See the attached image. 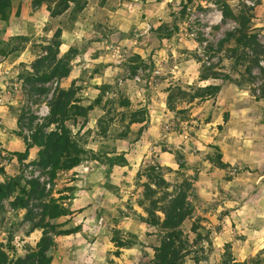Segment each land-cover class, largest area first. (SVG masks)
<instances>
[{
    "label": "rangeland",
    "instance_id": "rangeland-1",
    "mask_svg": "<svg viewBox=\"0 0 264 264\" xmlns=\"http://www.w3.org/2000/svg\"><path fill=\"white\" fill-rule=\"evenodd\" d=\"M83 3L81 11L70 4L54 17L55 3L13 0L0 21V48L18 50L0 56V183L14 180L27 191L1 201L0 250L10 260L25 258L41 237L35 225L42 205L54 198L69 210L76 193L90 191L77 176L94 173L96 180L105 178L104 188L124 200L93 216L91 223L69 210L58 223L78 228L79 243L54 242L52 264H151L166 233L145 223L146 210L151 202L166 206L178 194L186 198V219L179 228L184 264H264V184H251L248 177L239 185L233 181L230 173L250 172L247 166L199 178L201 171L219 169L212 146L222 131L215 125L222 113L211 102L201 110L219 92L192 98L216 80L248 90L256 99L264 96V67L259 64L264 59L255 64L251 51L237 41L256 36L264 47V0ZM239 17L248 22L247 29H241ZM48 48L57 50L55 61ZM65 54L62 66L69 75L60 82L43 81ZM213 74L218 79L204 80ZM61 90L72 92L70 103L75 100L86 111L84 118L70 109L65 122L86 154L77 171L59 172L52 180L49 168L38 163L37 147L26 158L15 153H24L25 142L30 144L38 130L54 129L48 125L49 108ZM157 93L164 94L162 102ZM159 103L165 116L159 114ZM258 110L264 118V107ZM150 112L154 127L149 134ZM134 119L143 122L131 123ZM251 132L244 129L243 134L255 139ZM137 145L128 171L126 160L114 165L125 168L114 174L120 186L109 185L99 170L108 172V158L125 159ZM150 190L153 195L145 196ZM22 197L24 205L13 207ZM156 215L163 219L160 212ZM123 221L129 223L121 229ZM97 229L106 233L107 249L102 239L94 244Z\"/></svg>",
    "mask_w": 264,
    "mask_h": 264
},
{
    "label": "trees",
    "instance_id": "trees-1",
    "mask_svg": "<svg viewBox=\"0 0 264 264\" xmlns=\"http://www.w3.org/2000/svg\"><path fill=\"white\" fill-rule=\"evenodd\" d=\"M13 0H0V21L6 19L7 13L11 9ZM157 1V0H156ZM81 0H36L37 4H53L52 16H59L70 9V4L73 5L74 9L81 11L84 7V3L80 5ZM241 20V21H240ZM239 24L241 29H247V21L242 20L239 17ZM242 33V31H241ZM238 42L242 43L244 48L249 49L253 55V61L258 64L260 58L264 59V47L260 46L256 40V36H241ZM58 48L59 45L56 44ZM17 48L5 51L0 48V56H5L8 54H13L17 52ZM57 50L53 52L50 48L47 49V55L55 61ZM67 55L65 54L62 58L56 61L54 68L51 73L46 76L44 75L41 79L43 81H49L52 78H56L58 82L66 78L70 70L62 66V61ZM208 79H218L213 74L212 76L204 78ZM219 87L217 86H207L202 88L201 94H196L192 98H202V97H212L214 94L219 92ZM72 92L61 90L55 98L51 101L49 108L48 125L54 126L53 130L48 132H42L38 130L31 137L30 144L25 142V152L15 153L18 156L26 158L28 156V150L32 147H37L39 149L38 163L45 168H49L52 180H54L55 175L59 172L72 171L78 167L84 159L86 154L85 149L79 145L75 140L72 132L65 126V122L70 114V109L73 110L72 115L79 117H86V111L83 108L76 106L75 100L70 103L72 98ZM142 120H132L131 123H142ZM216 156V166L219 169H227L228 165L222 162L221 150L218 146H212ZM125 162L122 156H114L113 158H108L107 164L111 168L117 165L118 162ZM36 185H32L31 188H35ZM19 192L21 195H26L27 191L20 187V184L14 180H9L5 183H0V204L1 201L11 198ZM148 192V191H147ZM145 196L153 195L152 190ZM66 198H61V200ZM185 196L178 194L175 198L171 199L166 206L159 207L157 202H151L149 208H147V219L145 223L158 227L164 231L165 237L160 242V246L155 249L154 258L151 264H184L185 256L181 254V236L182 233L179 230L180 225L186 219V214L184 210ZM13 207H21L24 205V200L22 198H16L12 203ZM2 207L0 205V213ZM156 212H160L163 215V219H160L156 215ZM69 210L64 208L58 201V199L51 198L47 203L42 205L41 212L38 217V222L35 228L41 231V237L35 246H31L28 254L23 259L10 260L7 255L0 250V264H52L51 251L54 247V238L58 236H69L78 232V228L65 229V223H58V221L69 215ZM192 231H196V227ZM124 244H119L117 247L122 248ZM229 246H227V249Z\"/></svg>",
    "mask_w": 264,
    "mask_h": 264
},
{
    "label": "crops",
    "instance_id": "crops-1",
    "mask_svg": "<svg viewBox=\"0 0 264 264\" xmlns=\"http://www.w3.org/2000/svg\"><path fill=\"white\" fill-rule=\"evenodd\" d=\"M207 85L217 86L220 88L216 101L211 98H205L207 100L202 103L203 106L201 110H203L206 105L211 102L215 103L214 108L217 110V112L222 113V115L216 119L215 125L221 126L222 131L219 134V138L217 139L215 144L220 148L222 152L223 163L228 165L229 170L230 168L241 169L242 167L246 168L247 166L248 168H250V172H253L250 173L249 171H245L244 174L241 173L242 175L234 174L231 172L230 175H232L233 181L236 182L237 185H239V183H241L240 181H243V178L248 177L251 181V184L254 183V185H263L264 158L262 157H264V118L261 115V111L258 110L257 112H255L254 109L259 105L264 107V96L256 99L254 96L249 95L248 90H242L233 85L230 86L226 83H220L219 80H216L214 84L208 82ZM155 98H159V102H162V98L164 100V94L157 93V97ZM194 103L193 105H195ZM158 107L160 109L159 114L165 116V113L163 112V106L159 103ZM149 114L151 118L149 120V127L147 129V132L150 134L153 131L152 129L154 127V122L151 112ZM223 114H225L224 119L222 118ZM262 121L263 123H261ZM212 124L213 123L209 121L206 123V126L210 127ZM244 129L252 130L251 135H255V139L250 138V136L246 137V134H243ZM137 148L138 145L136 146V149L134 151L128 154L126 153L124 155L125 160L128 164V166L125 167L126 171H128V169L133 166L131 164V159L137 157ZM76 169L74 171H77ZM117 169L123 171V169H121L120 167L115 166L105 173H102V170L99 171L102 176L105 175L109 177L107 180L109 185L113 184L120 186L117 178L114 177V174L117 173ZM220 173L225 172L223 169H215L211 172L210 170L208 172L204 170L199 173V178L211 179L215 175L219 176ZM77 177L81 179L79 181V185H81V187H89L90 191L87 193L83 191L76 193L75 197L69 200V210L71 212L76 211L75 213L77 214V216L81 217L80 221L84 220L85 218V220L83 221L84 223H91L90 219L93 218V216H99L105 213L107 209H116L117 205H120V203H122V201L124 200L122 196L113 195L108 191L106 187H103L105 178L96 180L94 178V173ZM256 189H258V186H256ZM120 191H122L121 188ZM242 207H246V205H242ZM99 219L102 220L101 217H99ZM128 223L129 222L126 221L121 222V229L123 227H128ZM86 228V225H84L83 232H85ZM96 233V239H93L95 242L94 244H100V240L102 239L101 242L105 243V249H107L108 244L110 243L106 233L98 229L95 230V234ZM78 238H80V233L77 232L74 235H69L66 237H56L54 239V242L60 244L71 240L78 245Z\"/></svg>",
    "mask_w": 264,
    "mask_h": 264
},
{
    "label": "built area",
    "instance_id": "built-area-1",
    "mask_svg": "<svg viewBox=\"0 0 264 264\" xmlns=\"http://www.w3.org/2000/svg\"><path fill=\"white\" fill-rule=\"evenodd\" d=\"M260 66L264 67V61L259 62Z\"/></svg>",
    "mask_w": 264,
    "mask_h": 264
}]
</instances>
